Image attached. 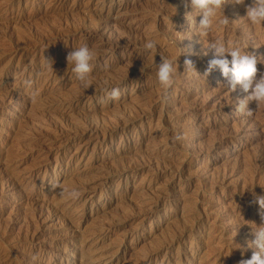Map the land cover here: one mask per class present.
<instances>
[{
    "label": "rangeland",
    "instance_id": "1",
    "mask_svg": "<svg viewBox=\"0 0 264 264\" xmlns=\"http://www.w3.org/2000/svg\"><path fill=\"white\" fill-rule=\"evenodd\" d=\"M251 3L228 0V26L201 38L185 0H0V264L251 258V223H264L253 202L264 195V105L250 102L245 117L248 93L230 92L219 69L204 75L215 39L256 55L264 75V25L244 18ZM149 39L156 64L182 51L167 90ZM85 44L97 52L86 90L66 60ZM186 58L196 72H184ZM105 81L119 98H105ZM54 183L81 195L62 198Z\"/></svg>",
    "mask_w": 264,
    "mask_h": 264
},
{
    "label": "clouds",
    "instance_id": "2",
    "mask_svg": "<svg viewBox=\"0 0 264 264\" xmlns=\"http://www.w3.org/2000/svg\"><path fill=\"white\" fill-rule=\"evenodd\" d=\"M166 3V0H164ZM228 0H185V6L192 9L189 16L200 15L202 18L196 27V34L201 38L209 35L214 27V22L226 27L230 23L229 19L223 14V5ZM236 5H244L245 0H231ZM176 11V9H175ZM219 14V18H218ZM253 26L264 25V0H252L250 5L246 6L245 17ZM172 43H175L174 41ZM143 50L154 57L157 54L158 43L156 40L149 39L143 44ZM214 53L205 71V76L212 73L214 70L219 69L222 75L227 79V88L230 92H234L237 86L248 95L240 101L238 110H241L245 117H252L254 110L248 107L250 102H255L257 108L264 105V75L257 78V63L258 58L256 55L242 51L239 47L229 48L221 39L211 40L205 46ZM182 54V51L180 55ZM161 63L156 64V78L159 85L167 90L172 87L175 82V77L180 73L178 71L179 65L177 63L180 55L171 58L162 52ZM230 56V59L228 58ZM96 59V53L90 49L88 45H82L75 48L67 54V64L72 65L71 71L75 74L76 79L80 82L83 89H88L92 86L91 76L93 70L92 62ZM49 67L53 70L52 64L48 62ZM184 72H196L195 63L191 59H185L183 62ZM144 68L141 69L143 72ZM27 87H31L30 81H25ZM105 93V98L108 100H115L120 96L118 87H109L105 81V87L102 89ZM33 103L37 100V93L33 92L31 96ZM174 139L182 141L185 139L184 135L178 133ZM52 188H60L62 191L59 196L65 199H78L81 193L78 190H69L64 188L60 183L51 184ZM254 203L259 206V215L261 221L264 222V195H255ZM255 225V227H253ZM254 240L248 242V247L254 249L250 259H241L238 264H264V223L257 226L251 223ZM33 261L39 259L37 255L31 257Z\"/></svg>",
    "mask_w": 264,
    "mask_h": 264
},
{
    "label": "bare ground",
    "instance_id": "3",
    "mask_svg": "<svg viewBox=\"0 0 264 264\" xmlns=\"http://www.w3.org/2000/svg\"><path fill=\"white\" fill-rule=\"evenodd\" d=\"M92 19V18H91ZM95 20V19H94ZM15 23V22H14ZM91 23H95V22H91ZM98 23V22H97ZM92 25V24H91ZM97 25V24H96ZM101 25V24H100ZM93 26V25H92ZM94 26H95V24H94ZM104 26V25H103ZM85 28V27H84ZM85 30V29H84ZM92 30V29H91ZM58 31V30H57ZM45 33V32H44ZM49 33V32H48ZM74 33V32H73ZM95 33V32H94ZM94 33H92V34H94ZM57 34V33H56ZM96 34V33H95ZM63 35V34H62ZM98 35V34H97ZM41 36V35H40ZM62 37V36H61ZM19 38V37H18ZM12 40V39H11ZM21 40V39H20ZM55 41V40H54ZM12 42V41H11ZM26 42H27V40H26ZM16 43V42H15ZM25 43V42H24ZM5 44V43H4ZM14 43H12V45H13ZM1 45V44H0ZM6 45V44H5ZM110 45V44H109ZM18 46V45H17ZM11 48V47H10ZM17 48V47H16ZM109 48H110V46H109ZM112 48V47H111ZM12 49V48H11ZM28 49V48H27ZM114 49V48H113ZM1 51V50H0ZM5 51V50H4ZM11 51V50H10ZM25 51V50H24ZM95 51V50H94ZM97 51V50H96ZM111 51H112V49H111ZM15 52V51H14ZM99 52H102V51H99ZM104 52V51H103ZM102 52V53H103ZM97 53V52H96ZM27 55V54H26ZM29 55V54H28ZM35 56V55H34ZM22 58V57H21ZM34 58V57H33ZM26 59V58H25ZM24 61V60H23ZM19 64V63H18ZM107 82H109V81H107ZM105 85V84H104ZM1 93V92H0ZM57 100V99H56ZM66 100V99H65ZM59 102V101H58ZM63 104V103H62ZM70 105V104H69ZM59 107H60V103H59ZM58 121V120H57ZM82 129V128H81ZM84 129V128H83ZM104 129V128H103ZM59 130V129H58ZM79 130V129H78ZM82 131V130H81ZM63 132V131H62ZM70 132V131H69ZM61 133V132H60ZM67 134H68V131L66 132ZM9 152V151H8ZM6 153V152H5ZM10 156H12L11 154H9ZM264 156V155H263ZM4 157V156H3ZM2 157V158H3ZM7 158V157H6ZM5 158V159H6ZM8 159V158H7ZM1 160V159H0ZM13 160V159H12ZM5 163V162H4ZM13 164V163H12ZM6 165V164H5ZM4 165V167H6ZM8 166V165H7ZM13 168V167H12ZM7 169V168H6ZM9 170V169H8ZM5 172H8V171H5ZM11 173H12V171H11ZM8 174V173H7ZM252 180V179H251ZM250 180V181H251ZM253 187V186H252ZM251 188V187H250ZM253 189V188H252Z\"/></svg>",
    "mask_w": 264,
    "mask_h": 264
}]
</instances>
